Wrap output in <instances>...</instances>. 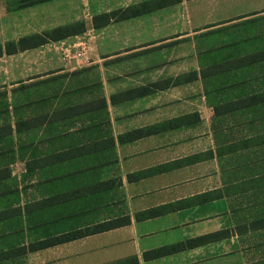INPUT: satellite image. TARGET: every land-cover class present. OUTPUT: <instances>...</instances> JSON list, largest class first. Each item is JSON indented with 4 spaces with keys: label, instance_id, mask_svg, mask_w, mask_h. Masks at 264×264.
Wrapping results in <instances>:
<instances>
[{
    "label": "crops",
    "instance_id": "obj_1",
    "mask_svg": "<svg viewBox=\"0 0 264 264\" xmlns=\"http://www.w3.org/2000/svg\"><path fill=\"white\" fill-rule=\"evenodd\" d=\"M73 1L25 7L26 14L36 16L31 24L25 19L20 34L12 12L0 15V45L72 23L56 8ZM140 1L118 0L112 8L108 0L105 12ZM248 1L202 0L201 20L191 14L184 22L186 33L178 32L170 19L162 25L144 17L135 23V37L127 31L110 37V43L100 45L104 53L91 57V64L106 65L98 93L80 82L65 86L64 76L77 69L57 49L74 42L71 38L0 57V263L24 257L25 264L38 258L39 264H257L247 243L264 231L257 225L264 221L259 211L264 205V144L250 146V141L264 135V121H242L252 133L234 135L239 121L216 115L199 58L177 56L182 38L194 44L192 35L264 10V3L247 6ZM132 22L122 25L134 27ZM91 24L86 28L98 31ZM190 73L199 79L175 84ZM98 100L105 103L99 115L73 110ZM182 118L190 121H175ZM18 121L26 122L21 131ZM147 128L155 131L137 139L130 135ZM17 165L24 167L19 180ZM38 203L41 213L29 212ZM20 219L22 224L12 229L10 222ZM126 219L128 224L104 232L29 249L38 239ZM30 220L40 223V232ZM251 223L258 230H251ZM22 247L26 252H18ZM164 248L178 249L147 256ZM4 254L8 257L1 258Z\"/></svg>",
    "mask_w": 264,
    "mask_h": 264
},
{
    "label": "rangeland",
    "instance_id": "obj_2",
    "mask_svg": "<svg viewBox=\"0 0 264 264\" xmlns=\"http://www.w3.org/2000/svg\"><path fill=\"white\" fill-rule=\"evenodd\" d=\"M31 0H0V15L1 17H6L8 15V12H12V14L17 18L15 21L17 34H20V30L23 27V23L25 19L28 21L27 23L31 24L29 21H34L35 14H26V5ZM34 1L33 6H39V5H46L49 3H52L56 0H45L44 2L40 3L41 0H32ZM108 0H74L72 3H66L60 4L59 7L56 9H59L60 11L64 12V15L66 18L74 20V22L82 21L87 26V23L92 22L91 26L93 27V17L95 15L102 14V13H110L105 12L106 10L110 9V7L107 8V2ZM114 2L111 7L115 8L118 7L119 4L117 3L118 0H110ZM145 1H153V0H141L138 4L143 3ZM174 0H172L173 2ZM119 2H122V0H119ZM264 3V0H258V3H256L255 0H249L247 2L248 5H253L254 3L257 4ZM136 5V4H134ZM264 6V5H263ZM262 6V7H263ZM207 5L205 6V9H207ZM210 7V5H209ZM55 8V7H54ZM107 8V9H106ZM54 9V10H56ZM203 4L202 0H194L193 2H186L183 0L180 4L168 6L159 10H156L152 14L145 15L136 19V22H132L134 27H129V25L124 26L122 23H125V21L122 22H115L110 24L106 30H98L94 31L92 28H89L88 30L86 28V32L84 34L71 37L70 41L74 40V42L66 43L64 46H61L57 50L60 53L64 54V59L67 60L68 65L71 69H77L76 72L72 74H66L64 77V82H67L65 86H77V83L80 82V87H87L92 86V90L94 93H98L100 89V83L104 76V70L106 68V65L103 62L99 63H92V56H96L97 53H104L103 46L105 45L104 42L109 41L111 42L110 37H118L120 38L122 33H126L127 31L128 36L135 37L136 29L138 28L135 23L142 21V18L145 17V19H148L149 21H156L160 22L162 25L166 24L168 22V19L175 22L177 31H183V33H186L187 25L184 24V22H189V16L191 14H194L193 16L197 15V17L201 20V13H204L202 11ZM119 10V9H117ZM115 10V11H117ZM216 18H219V15L215 16ZM198 19V21H199ZM131 20V21H132ZM6 21L2 22L1 25V39H4L6 32L3 30H6L8 26H6ZM128 22V21H127ZM194 22H197L196 19H194ZM69 23V24H72ZM114 24V25H113ZM203 24V23H201ZM113 25V26H112ZM134 28V29H133ZM94 29V28H93ZM50 30V29H48ZM47 31V30H46ZM45 32V31H44ZM43 33V32H42ZM162 35V34H161ZM179 37L183 36V34H178ZM194 37V44L191 41H187L185 38L180 41H178V48H177V56L178 57H188L189 59L193 58H199L198 63L205 64L207 57H219L223 59H227L230 57L233 62L236 60L234 57H246L249 54L255 53L257 51H263L264 50V10L261 11L258 14L251 15L248 18L238 20L234 23H230L227 25H223L220 27H217L215 29H212L210 31H201V33L197 34L196 36L192 35ZM191 39V38H190ZM119 45V44H118ZM102 47V48H101ZM120 48V46H118ZM117 47V48H118ZM116 48V49H117ZM234 58V60H233ZM195 61V63L198 61ZM74 61L75 66L71 65ZM239 61V60H238ZM237 62V61H235ZM214 74H218V71L216 70ZM62 75V74H61ZM64 75V74H63ZM264 75V66L263 67H257L256 69H250L248 71V77L251 78L253 76L259 77ZM55 79H62L61 77H56ZM51 81V78L49 79ZM37 83V82H36ZM218 83V82H217ZM52 85H56V83H53ZM257 83L253 82L250 89H255ZM229 87V85H228ZM97 88V89H96ZM234 88V87H233ZM86 88L83 90L85 91ZM83 90L76 89V92L80 93L81 96H83ZM93 93V94H94ZM194 93L196 91L194 90ZM99 95V94H95ZM36 96V95H33ZM220 99H224L223 97H220ZM219 99V100H220ZM262 113L264 114V109L262 110ZM255 116H247V118H241L238 116H231L229 121H233V124H237V121H239V126H237L238 130H242L239 132L236 129H232V132H234V135H245L247 133H252L250 130V127H244L242 126L241 122L247 121V119H253L256 121H264L260 118L258 119V116L254 118ZM235 121V122H234ZM0 123H2L0 121ZM249 128L250 130H248ZM246 129V131H245ZM229 131V130H228ZM239 133V134H238ZM260 160H264V158H261ZM24 167L23 165H17L14 170V175L18 177V180L20 179L21 175L23 174ZM31 192V191H29ZM28 200H32L30 195H27ZM26 197L23 196V204L26 203ZM259 211H262L261 213L264 214V205L259 206ZM250 215V214H249ZM251 216H253L251 214ZM254 225V222H252ZM251 223V230L255 231L258 230V226H252ZM261 228H264V225L260 226ZM254 233V232H253ZM253 236L248 238V246L250 250L249 257L252 259H257V264H262L264 262V231L255 232V234H252ZM9 236V235H8ZM13 238V237H9ZM12 240V239H11ZM22 240H19V242ZM18 242V243H19ZM17 243V242H15ZM3 249V248H1ZM11 256V254H9ZM3 257V255H2ZM1 257V258H2ZM39 258L36 261H33V264H39ZM0 264H25L24 257L21 259L16 258V261L13 262V260H2Z\"/></svg>",
    "mask_w": 264,
    "mask_h": 264
},
{
    "label": "trees",
    "instance_id": "obj_3",
    "mask_svg": "<svg viewBox=\"0 0 264 264\" xmlns=\"http://www.w3.org/2000/svg\"><path fill=\"white\" fill-rule=\"evenodd\" d=\"M45 0L39 1L40 3L44 2ZM183 0H153V1H145L140 4L132 5L127 8H122L117 11H112L110 13H102L95 15L93 17V28L95 30H101L112 23L115 22H122L128 21L132 19H136L145 15L152 14L156 10L180 4ZM34 1L32 0L26 5V7L33 6ZM86 32V25L84 22H74L72 24L60 26L57 28H53L47 30L41 34H32L29 36H25L20 38L18 41H10L6 43L5 46L0 45V57L3 55H12L17 54L20 52H24L31 49H37L41 46H44L51 42H60L66 40L68 38L78 36L84 34ZM234 58L236 60H234ZM233 62H229L227 59L215 57H207L206 63L203 64L205 70L202 71V79L205 81L207 86V96L210 102L213 104L216 115L222 116H238L241 118H247V116H258V119L263 115L261 112L264 109V75L256 77L253 76L251 78L248 77V71L250 69H256L257 67L264 66V50L257 51L255 53L249 54L246 57H234ZM239 60V61H238ZM232 61V60H231ZM237 61V62H235ZM218 71V74H214L215 71ZM199 77L197 73H190L189 75H185L179 77L175 80L176 85H181L183 83L193 82L198 80ZM218 82V83H217ZM257 83L255 89L249 88L252 86V83ZM229 85V87H228ZM234 87V88H233ZM224 99H220L223 97ZM220 99V100H219ZM105 107V103L101 100L96 101L93 104H87L80 106L79 108H74L73 110L77 112H90L92 115H99L100 110ZM96 113V114H95ZM188 120V118L186 119ZM185 119H176L175 121H186ZM190 121V120H188ZM250 121V120H249ZM256 121V120H251ZM31 126L35 125V122H30ZM176 125L177 122H168V125ZM167 124V123H166ZM26 126L25 121H18L17 122V129L21 131L22 128ZM173 127V126H171ZM10 126L7 127V131H10ZM155 130L153 128H147L143 130L135 131L133 137L142 138L145 136L150 135ZM0 137H2L0 135ZM259 144H264V135L258 136L255 139L250 141V146H255ZM5 196V195H3ZM2 196V197H3ZM41 204H36L29 212H37L41 213ZM21 211L19 210V215ZM30 222V227L32 226L35 229V232H40V223L39 222ZM130 221L126 219L123 223H106L94 228H89L86 230H82L79 232L70 233L63 237L59 238H46L45 240H36L33 244L30 245V251H39L43 248H47L59 243H63L66 241H70L73 239L80 238L82 236L95 234L98 232H104L110 230L112 228H116L118 226H122L128 224ZM11 223V228H17L19 225L22 224L21 219L18 222ZM263 225L264 221L258 222L257 225ZM34 225V226H33ZM37 226V228H35ZM21 227V226H20ZM22 228V227H21ZM36 229L38 231H36ZM214 237H206L202 240L191 241L187 244L188 247L194 246L196 243L204 242L212 240ZM178 248H164L159 251H156L150 255H158V254H167L170 253L172 250H176ZM20 253L26 252V248L22 247L18 251ZM2 257V256H1ZM3 257H8L7 255H3ZM2 257V258H3Z\"/></svg>",
    "mask_w": 264,
    "mask_h": 264
}]
</instances>
